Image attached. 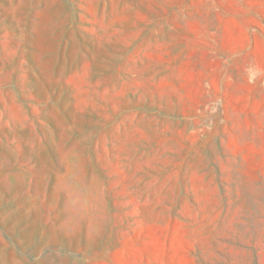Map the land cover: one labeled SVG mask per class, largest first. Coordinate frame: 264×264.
<instances>
[{
    "label": "rangeland",
    "instance_id": "1",
    "mask_svg": "<svg viewBox=\"0 0 264 264\" xmlns=\"http://www.w3.org/2000/svg\"><path fill=\"white\" fill-rule=\"evenodd\" d=\"M0 264H264V0H0Z\"/></svg>",
    "mask_w": 264,
    "mask_h": 264
}]
</instances>
